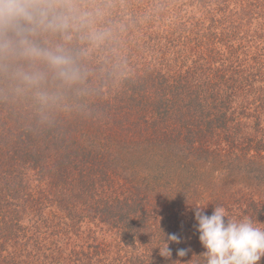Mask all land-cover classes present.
<instances>
[{
  "label": "trees",
  "instance_id": "16d2710c",
  "mask_svg": "<svg viewBox=\"0 0 264 264\" xmlns=\"http://www.w3.org/2000/svg\"><path fill=\"white\" fill-rule=\"evenodd\" d=\"M82 2L63 105L0 88V264H205L194 207L264 224V0Z\"/></svg>",
  "mask_w": 264,
  "mask_h": 264
},
{
  "label": "clouds",
  "instance_id": "9594fccd",
  "mask_svg": "<svg viewBox=\"0 0 264 264\" xmlns=\"http://www.w3.org/2000/svg\"><path fill=\"white\" fill-rule=\"evenodd\" d=\"M101 15L82 0H0V88L16 97H31L47 121L48 113L63 105L65 93L83 79L78 56L86 49L74 51L66 45L73 39L103 41L107 33L96 28ZM47 37L59 41L51 43ZM194 208L205 264H259L264 224L249 217L230 219L223 207H214L211 216L204 214L206 207ZM167 240L181 242L174 233ZM163 244L170 257L165 237ZM187 251L178 249L177 255L182 258Z\"/></svg>",
  "mask_w": 264,
  "mask_h": 264
}]
</instances>
